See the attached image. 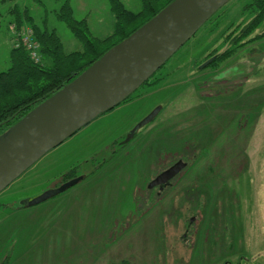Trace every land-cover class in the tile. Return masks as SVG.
I'll return each mask as SVG.
<instances>
[{"label": "rangeland", "instance_id": "obj_1", "mask_svg": "<svg viewBox=\"0 0 264 264\" xmlns=\"http://www.w3.org/2000/svg\"><path fill=\"white\" fill-rule=\"evenodd\" d=\"M120 1L140 10L139 0ZM61 5L0 3V71L8 67L12 7L54 30L65 52L81 49L56 16ZM68 5L93 37L112 33L107 0ZM199 36L157 70L152 85L140 86L0 192V264H264V40L238 51L200 90ZM177 161L186 167L176 177L161 190L149 188ZM65 177L80 181L33 204Z\"/></svg>", "mask_w": 264, "mask_h": 264}, {"label": "water", "instance_id": "obj_2", "mask_svg": "<svg viewBox=\"0 0 264 264\" xmlns=\"http://www.w3.org/2000/svg\"><path fill=\"white\" fill-rule=\"evenodd\" d=\"M229 1L173 0L10 127L0 137V192L50 150L124 102ZM158 111L141 120L129 136L150 123ZM185 167L177 161L153 178L149 188L168 184ZM79 180L45 193L34 203L60 194Z\"/></svg>", "mask_w": 264, "mask_h": 264}, {"label": "trees", "instance_id": "obj_3", "mask_svg": "<svg viewBox=\"0 0 264 264\" xmlns=\"http://www.w3.org/2000/svg\"><path fill=\"white\" fill-rule=\"evenodd\" d=\"M6 1L13 0H0V3ZM61 1L62 5L56 16L81 45L78 51L65 52L55 31L48 29L44 22L42 26L35 23L28 11L18 10L16 7L8 11L11 20L7 24V30L11 45L8 67L0 71V137L173 0H139L140 10L136 13L127 10L120 0H107L113 18V31L102 38L91 35L85 20L78 21L72 17L68 0ZM227 4L195 33L200 35L202 53L194 62L205 83L196 86L197 89H207L206 81L214 79L213 72L223 71L226 63L233 60L238 51L264 40V0H231ZM227 16L229 19L226 24L220 23L219 18L225 20ZM25 38L31 39L37 46L36 60L31 57L32 49L27 46ZM169 60L170 58L160 69ZM208 60L210 62L202 67ZM204 71L207 73L204 74ZM156 72L142 85H152ZM64 179L68 180L66 177Z\"/></svg>", "mask_w": 264, "mask_h": 264}, {"label": "built area", "instance_id": "obj_4", "mask_svg": "<svg viewBox=\"0 0 264 264\" xmlns=\"http://www.w3.org/2000/svg\"><path fill=\"white\" fill-rule=\"evenodd\" d=\"M25 40H26L27 46L32 49V52L30 53L31 57L36 60L37 59V56H36V48H37V46L33 43V41L31 39L25 38Z\"/></svg>", "mask_w": 264, "mask_h": 264}, {"label": "flooded vegetation", "instance_id": "obj_5", "mask_svg": "<svg viewBox=\"0 0 264 264\" xmlns=\"http://www.w3.org/2000/svg\"><path fill=\"white\" fill-rule=\"evenodd\" d=\"M71 180H73V179H70V180H67V181L63 182L62 185L65 184V183H67V182H69V181H71ZM166 185H167V184L162 185V186H157V187H155V188L158 189V190H161V188H163V187L166 186Z\"/></svg>", "mask_w": 264, "mask_h": 264}]
</instances>
